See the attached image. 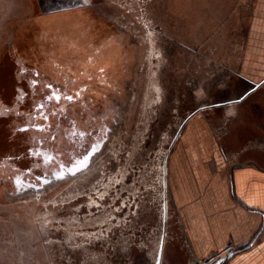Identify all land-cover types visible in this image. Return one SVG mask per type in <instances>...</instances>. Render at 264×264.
<instances>
[{"label":"rangeland","instance_id":"374dc122","mask_svg":"<svg viewBox=\"0 0 264 264\" xmlns=\"http://www.w3.org/2000/svg\"><path fill=\"white\" fill-rule=\"evenodd\" d=\"M84 4L93 28L134 42V74L86 167L69 171L34 132L47 116L33 78L46 82L65 16ZM252 10L253 0H0V264H157L184 237L168 161L193 114L223 140L233 112L253 106L240 76Z\"/></svg>","mask_w":264,"mask_h":264},{"label":"crops","instance_id":"0c3cea01","mask_svg":"<svg viewBox=\"0 0 264 264\" xmlns=\"http://www.w3.org/2000/svg\"><path fill=\"white\" fill-rule=\"evenodd\" d=\"M251 21L240 76L248 86L241 102L254 93L253 106L233 112L238 124L223 140L209 117L188 119L168 162L184 237L163 244L159 264H191L230 241L237 249L220 264H264V0H253Z\"/></svg>","mask_w":264,"mask_h":264},{"label":"flooded vegetation","instance_id":"af4514ba","mask_svg":"<svg viewBox=\"0 0 264 264\" xmlns=\"http://www.w3.org/2000/svg\"><path fill=\"white\" fill-rule=\"evenodd\" d=\"M88 5L82 6V14L69 12L65 16L62 42L56 48L62 49L58 50L62 59L54 56L55 64L53 61L48 64L51 73L43 74L46 82L33 78L36 81L33 90L41 100L36 105H43V108L36 106L37 114L47 116V122L36 126L39 130L34 132L40 137L44 135L47 145L57 149L53 148L55 156L62 152L60 163L70 167L73 161H79L85 154L93 152V146L98 147L104 130L118 111V102L126 98L129 80L134 74L135 57L131 50L134 42H130L128 34L122 29L101 31L93 28V23L86 22L82 17L88 15ZM34 76H39V73L35 71ZM49 84L52 89L46 87ZM57 89L74 99L48 100L50 91ZM65 119L73 123L71 127ZM50 131L52 136H46ZM36 152L41 150L36 149ZM47 157L54 158L52 154Z\"/></svg>","mask_w":264,"mask_h":264},{"label":"snow or ice","instance_id":"6c2138e0","mask_svg":"<svg viewBox=\"0 0 264 264\" xmlns=\"http://www.w3.org/2000/svg\"><path fill=\"white\" fill-rule=\"evenodd\" d=\"M38 75V74H37ZM33 83L35 84L36 81H33ZM46 87H48L49 89H52V85L49 84V85H46ZM47 99L48 100H57L59 101L60 99H67L69 101L73 100L74 97L70 96V95H63L62 93L59 92V90H54V91H50V94L47 96ZM38 108H43V105H38L37 106ZM47 117H45L46 119ZM24 131H26L27 129H22ZM73 135H84L83 133H73ZM96 149H95V146H93L92 148V151L94 152ZM31 151V150H30ZM37 155H40V153H35ZM89 154H85L79 161H73L72 164H71V167H69V171H72L73 168L76 170V171H79L81 168L83 167H86V161L88 160L89 158ZM52 158L49 157V160H51ZM17 183L20 184L22 183L21 180L17 179Z\"/></svg>","mask_w":264,"mask_h":264},{"label":"built area","instance_id":"2783aa9c","mask_svg":"<svg viewBox=\"0 0 264 264\" xmlns=\"http://www.w3.org/2000/svg\"><path fill=\"white\" fill-rule=\"evenodd\" d=\"M218 138H220L219 135H218ZM186 244L188 245V247L190 246L187 241H186ZM236 249H237V245L233 241H230L221 250L211 252L201 258H196V260L195 261L193 260L191 264H220L222 260L231 256Z\"/></svg>","mask_w":264,"mask_h":264},{"label":"water","instance_id":"95a60500","mask_svg":"<svg viewBox=\"0 0 264 264\" xmlns=\"http://www.w3.org/2000/svg\"><path fill=\"white\" fill-rule=\"evenodd\" d=\"M241 99V98H240ZM238 101V100H237ZM160 253H161V250H160ZM160 253H159V256H158V263L159 264V260H160Z\"/></svg>","mask_w":264,"mask_h":264},{"label":"bare ground","instance_id":"6f19581e","mask_svg":"<svg viewBox=\"0 0 264 264\" xmlns=\"http://www.w3.org/2000/svg\"><path fill=\"white\" fill-rule=\"evenodd\" d=\"M85 2H88V0H84ZM169 162V161H168ZM168 172H169V167H168ZM169 182V181H168Z\"/></svg>","mask_w":264,"mask_h":264}]
</instances>
